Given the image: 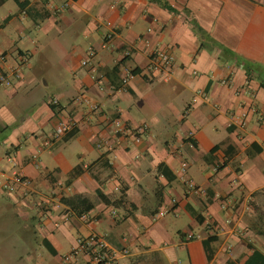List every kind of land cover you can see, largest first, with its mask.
Masks as SVG:
<instances>
[{"label": "crops", "instance_id": "crops-1", "mask_svg": "<svg viewBox=\"0 0 264 264\" xmlns=\"http://www.w3.org/2000/svg\"><path fill=\"white\" fill-rule=\"evenodd\" d=\"M156 48L169 77L148 69ZM2 74L0 179L32 183L0 189V264H62L64 242L93 232L118 264H264V0H28L0 18Z\"/></svg>", "mask_w": 264, "mask_h": 264}, {"label": "built area", "instance_id": "built-area-1", "mask_svg": "<svg viewBox=\"0 0 264 264\" xmlns=\"http://www.w3.org/2000/svg\"><path fill=\"white\" fill-rule=\"evenodd\" d=\"M115 36V31L111 28L107 30L104 34L103 41H102V47L103 48H109L111 46V42ZM95 52L93 51L92 54ZM132 53V49L129 48L126 50L125 54L126 56H130ZM4 59V58H1ZM175 58L172 52L169 49L166 48H156L150 55V63L148 66L149 70H158L163 72L166 77H169V73L171 71L173 62ZM83 65H88L89 64V59H85L82 61ZM16 76L20 77V72L15 71ZM93 76L96 77V74L94 73ZM132 76V72L129 69H126V74L122 78V83L123 85H126L130 78ZM11 77L2 74L0 76V85H9L12 83V80L10 79ZM81 98V97H79ZM87 103V108L85 112L87 114H90L93 111H96L98 109L97 104L93 103L90 99H84L81 98ZM52 104L56 105L58 104V99L53 98L52 99ZM254 112H257L256 108H252ZM246 111H244L241 115L238 117V124L240 126H243L246 121L247 117ZM258 120L263 119V115L259 112H257ZM75 121L72 118H65L59 121L57 124L56 128L53 131V134L51 135V139L57 140L61 138L66 132L71 130L75 126ZM112 126L114 132L117 133H125L127 129H125L124 125L122 122L116 118L112 121ZM146 125L139 127L135 131V141L139 142L141 140L140 133L146 129ZM134 134V133H133ZM50 139V140H51ZM103 145V140L99 139L97 141V147L101 148ZM12 161L13 157H12ZM16 163L14 162V165ZM184 170V169H183ZM186 188L189 191H194L199 194H204L205 190L198 186L192 179L190 178H182ZM31 180L28 176H26L23 172L20 170H15L13 175L11 177H8L4 181H0V189L5 190L6 192H14L17 190L19 186H31ZM168 212V210H160L158 212V215L163 216ZM195 237V234L190 231L187 232V238L188 239H193ZM80 252H86L89 256V260L85 264H118V255L120 254L119 251L112 249L110 245L106 242L104 237L97 232H93L90 235L86 237H80L77 240V246L72 249V251L63 256L62 258V264H71L75 262L76 256ZM127 254L129 251L127 249L122 251V254Z\"/></svg>", "mask_w": 264, "mask_h": 264}, {"label": "rangeland", "instance_id": "rangeland-1", "mask_svg": "<svg viewBox=\"0 0 264 264\" xmlns=\"http://www.w3.org/2000/svg\"><path fill=\"white\" fill-rule=\"evenodd\" d=\"M57 1V0H56ZM64 1V0H63ZM17 8V5H16V2L14 1V0H9L8 2H7V4L5 5V6H3L1 9H0V18H2V17H4L7 13H9V11L10 10H13L14 11V9H16ZM14 22L16 23V24H21V21L19 20V18L16 16L15 18H14ZM35 28H33V30H34ZM16 41H17V43H18V45L19 46H21V47H25L26 46V44L27 43H25L24 41H20L19 39H18V37L16 36ZM30 44V43H29ZM28 44V45H29ZM31 45V44H30ZM12 157L14 158V156L12 155ZM15 159V158H14ZM5 179H0V181H4ZM172 217V216H171ZM5 225V224H4ZM2 227V226H1ZM6 228V226L4 227V229ZM3 230V229H2ZM17 230L19 231V228H17ZM5 233V232H4ZM19 234H20V232H18ZM74 235H76V232H74ZM17 239H19V241H15V244H16V246H19L18 247V249L20 250V252H21V248H22V240L19 238V236H18V238ZM70 244H71V241L70 240H67V241H65L64 242V248H61L60 250H59V253L60 254H64V256L65 255H67V254H69L71 251H72V249L68 252V250H69V247H70ZM77 245L75 244V247H76ZM3 259H6V258H3ZM19 259V258H18ZM20 260V259H19ZM20 264V263H19Z\"/></svg>", "mask_w": 264, "mask_h": 264}, {"label": "trees", "instance_id": "trees-1", "mask_svg": "<svg viewBox=\"0 0 264 264\" xmlns=\"http://www.w3.org/2000/svg\"><path fill=\"white\" fill-rule=\"evenodd\" d=\"M4 1H5V0H4ZM14 1L17 3V5L19 6L20 9H25V8L27 7V5H28V0H14ZM126 57H127V56H126ZM98 196H99V198H100L102 201H108V199L102 194V192H101L100 190L98 191ZM195 216H196V218L198 219V221L203 222L204 218H203L202 214H196V213H195ZM209 239H212V237L209 238ZM206 242H207V241H206ZM44 243H45V245L48 247V249H49L51 252H54L52 246L49 244L48 241L44 240Z\"/></svg>", "mask_w": 264, "mask_h": 264}]
</instances>
